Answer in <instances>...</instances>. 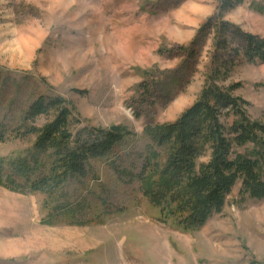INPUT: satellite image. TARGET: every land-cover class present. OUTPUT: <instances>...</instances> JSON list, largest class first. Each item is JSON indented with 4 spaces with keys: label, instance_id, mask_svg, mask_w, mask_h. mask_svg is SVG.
I'll list each match as a JSON object with an SVG mask.
<instances>
[{
    "label": "rangeland",
    "instance_id": "obj_1",
    "mask_svg": "<svg viewBox=\"0 0 264 264\" xmlns=\"http://www.w3.org/2000/svg\"><path fill=\"white\" fill-rule=\"evenodd\" d=\"M218 5L0 0V127L6 136L0 142V264H264V199L242 196L241 182L221 214L186 232L159 220L138 180L154 147L145 129L177 121L219 67L213 28ZM222 20L264 38V0H243ZM235 60L221 85L239 84L234 95L249 102L254 120L264 121V64ZM42 96L69 103L76 138L112 126L133 133L92 162L86 178L64 188L60 202L74 219L54 210L46 195L6 185L28 184L11 166L15 161H47L32 157L37 137L23 134L24 117ZM46 122L40 118L35 126Z\"/></svg>",
    "mask_w": 264,
    "mask_h": 264
},
{
    "label": "trees",
    "instance_id": "obj_2",
    "mask_svg": "<svg viewBox=\"0 0 264 264\" xmlns=\"http://www.w3.org/2000/svg\"><path fill=\"white\" fill-rule=\"evenodd\" d=\"M242 3L219 0L217 20L209 23H214L217 37L214 61L220 64L208 74L197 101L177 121L148 126L144 132L156 149L147 151L138 175L140 191L159 210L161 222H172L186 232L200 230L221 214L239 182L242 196L264 199V121L254 120L248 111L249 102L234 95L239 84L228 88L221 85L235 59L264 64V38L222 20L226 11ZM72 116L69 103L59 97L42 96L30 106L23 134L37 137L32 157L42 155L47 161L36 160L35 166L28 158L15 161L11 166L28 184L13 180L6 184L14 191L46 195L55 203L54 210L66 213L69 219H74V212L60 202L66 196L63 190L67 184L75 178H86L92 162L106 157L133 135L125 127L112 126L92 131L89 139L76 138L71 130ZM40 118L47 122L38 128L35 125ZM5 138L0 127V142ZM4 169L5 161L0 159L1 185ZM33 174L36 177L31 180Z\"/></svg>",
    "mask_w": 264,
    "mask_h": 264
}]
</instances>
